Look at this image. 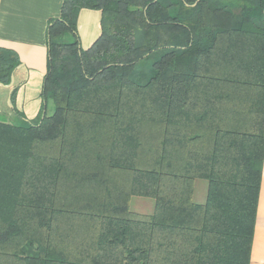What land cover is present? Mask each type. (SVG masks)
<instances>
[{"label": "trees", "instance_id": "trees-1", "mask_svg": "<svg viewBox=\"0 0 264 264\" xmlns=\"http://www.w3.org/2000/svg\"><path fill=\"white\" fill-rule=\"evenodd\" d=\"M48 38L37 119L0 121V264H249L264 0H63ZM18 64L0 49V83Z\"/></svg>", "mask_w": 264, "mask_h": 264}, {"label": "crops", "instance_id": "crops-1", "mask_svg": "<svg viewBox=\"0 0 264 264\" xmlns=\"http://www.w3.org/2000/svg\"><path fill=\"white\" fill-rule=\"evenodd\" d=\"M62 2L63 0H0V49L13 51L19 60L10 74L8 84L0 83V91L5 92L0 104H12L13 114L23 121H32L43 104L40 93L47 69L48 26L52 19L59 17ZM76 22L79 46L86 49L99 35L100 11L81 9ZM67 39L69 35L63 37V40ZM9 83L11 86H8ZM205 195L206 184L196 180L194 200L203 202ZM149 199L132 196L129 199V209L149 214L154 206L153 200ZM147 204L149 205L146 206ZM249 264H264V156Z\"/></svg>", "mask_w": 264, "mask_h": 264}, {"label": "rangeland", "instance_id": "rangeland-1", "mask_svg": "<svg viewBox=\"0 0 264 264\" xmlns=\"http://www.w3.org/2000/svg\"><path fill=\"white\" fill-rule=\"evenodd\" d=\"M4 93H5L4 91H0V100H1V102H2V100L4 98V95H5ZM25 105H27V104H25ZM12 106H13L12 104H8V103L7 104H0V121L11 122V123H15V124H24V123H26L27 120L23 121L17 115L13 114ZM52 110H53V104L49 101V103L47 104V107H46V114L47 115L50 114L52 112ZM35 119H37V116L34 119H32V120H35ZM148 205L149 204H147L146 206H148ZM136 207L137 208L139 207V203L136 204Z\"/></svg>", "mask_w": 264, "mask_h": 264}, {"label": "water", "instance_id": "water-1", "mask_svg": "<svg viewBox=\"0 0 264 264\" xmlns=\"http://www.w3.org/2000/svg\"><path fill=\"white\" fill-rule=\"evenodd\" d=\"M8 86H11V83H9V85Z\"/></svg>", "mask_w": 264, "mask_h": 264}]
</instances>
